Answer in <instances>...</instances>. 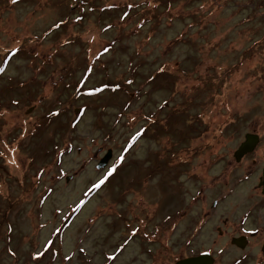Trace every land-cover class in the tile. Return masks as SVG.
Here are the masks:
<instances>
[{
    "label": "rangeland",
    "instance_id": "1",
    "mask_svg": "<svg viewBox=\"0 0 264 264\" xmlns=\"http://www.w3.org/2000/svg\"><path fill=\"white\" fill-rule=\"evenodd\" d=\"M263 165L264 0H0V264H264Z\"/></svg>",
    "mask_w": 264,
    "mask_h": 264
},
{
    "label": "water",
    "instance_id": "2",
    "mask_svg": "<svg viewBox=\"0 0 264 264\" xmlns=\"http://www.w3.org/2000/svg\"><path fill=\"white\" fill-rule=\"evenodd\" d=\"M259 141L258 134L256 132H246L244 133L243 140L239 143L237 148L233 152L235 161H239L240 158L251 152ZM111 156V149H107L105 153L98 159L96 167H103L108 163ZM258 186L262 187V193H264V166L261 169V175L258 180ZM231 243H234L242 247L245 243V238L243 236L231 238ZM262 250H264V240L262 245ZM213 255L208 251H200L196 254H191L185 257L176 259L173 264H213Z\"/></svg>",
    "mask_w": 264,
    "mask_h": 264
},
{
    "label": "flooded vegetation",
    "instance_id": "3",
    "mask_svg": "<svg viewBox=\"0 0 264 264\" xmlns=\"http://www.w3.org/2000/svg\"><path fill=\"white\" fill-rule=\"evenodd\" d=\"M10 85V84H9ZM17 85V84H16ZM15 85V86H16ZM24 86H22L21 84H20V86H21V88H25L26 90L27 89H29V87L28 86H30V87H32L33 89H35L36 91H37V89L38 90H41V88H42V85H37V84H35V85H33V82L32 81H28V82H25L24 84H23ZM15 86H9V87H11V88H15ZM15 93V92H14ZM17 95L16 94H12V97H16ZM17 100H19V102H18V104H17V106L16 107H20V104H22L24 101H21L20 99H17ZM32 102H33V104H30V105H28V104H25V106H27L28 107V109H33V108H35V107H37V101H35V100H32ZM258 137H259V135H258ZM259 139H260V137H259ZM259 142V141H258ZM239 145V144H238ZM105 152H106V150H105ZM104 152V153H105ZM103 155V154H102ZM232 155H233V153H232ZM245 155H247V153L246 154H244L241 158H240V160L245 156ZM111 156H112V152H111ZM111 156H110V158H111ZM101 157V156H100ZM99 157V158H100ZM233 159H234V156H233ZM235 160V159H234ZM98 161V160H97ZM109 161V160H108ZM264 166V165H263ZM262 166V167H263ZM262 169V168H261ZM66 177H70L69 175L68 176H66ZM259 178H260V176H259ZM259 178H258V180H259ZM256 190L257 191H259V192H261L262 191V187H260V186H258V183H257V187H256ZM261 195H263L264 196V193H262L261 192ZM262 196V197H263ZM250 211H248V213H249ZM224 222L225 223H227L228 221H227V219H225L224 220ZM252 230L254 229V231H245V229H244V227H243V225H242V223L241 222H238V226L234 229V231H236V233L235 234H231V235H229V241H230V243H231V238H236V237H240V236H243L244 238H245V243H244V245L242 246V247H240V246H238V245H236V244H234V243H231V245L234 247V246H236V247H238V248H241V250H244V249H246L247 248V246H250V240L252 239V238H254V237H256L257 235H259V233H260V231L258 230V226H256V227H253V228H251ZM260 240H261V246L259 247V250L260 251H263L264 252V250H262V245H263V240H264V235L263 236H261V238H260Z\"/></svg>",
    "mask_w": 264,
    "mask_h": 264
},
{
    "label": "snow or ice",
    "instance_id": "4",
    "mask_svg": "<svg viewBox=\"0 0 264 264\" xmlns=\"http://www.w3.org/2000/svg\"><path fill=\"white\" fill-rule=\"evenodd\" d=\"M12 51H15V49H13ZM117 163H119V158L117 159ZM112 169H109V171H111ZM99 183V182H98ZM35 255H37V256H39L40 255V253L39 252H37V253H35Z\"/></svg>",
    "mask_w": 264,
    "mask_h": 264
},
{
    "label": "trees",
    "instance_id": "5",
    "mask_svg": "<svg viewBox=\"0 0 264 264\" xmlns=\"http://www.w3.org/2000/svg\"><path fill=\"white\" fill-rule=\"evenodd\" d=\"M13 1H16V0H13ZM108 257H111V256H108Z\"/></svg>",
    "mask_w": 264,
    "mask_h": 264
},
{
    "label": "bare ground",
    "instance_id": "6",
    "mask_svg": "<svg viewBox=\"0 0 264 264\" xmlns=\"http://www.w3.org/2000/svg\"><path fill=\"white\" fill-rule=\"evenodd\" d=\"M235 150V149H234ZM234 150H233V152H234Z\"/></svg>",
    "mask_w": 264,
    "mask_h": 264
},
{
    "label": "clouds",
    "instance_id": "7",
    "mask_svg": "<svg viewBox=\"0 0 264 264\" xmlns=\"http://www.w3.org/2000/svg\"><path fill=\"white\" fill-rule=\"evenodd\" d=\"M198 253V252H197ZM195 254V253H194ZM215 259V258H214Z\"/></svg>",
    "mask_w": 264,
    "mask_h": 264
}]
</instances>
